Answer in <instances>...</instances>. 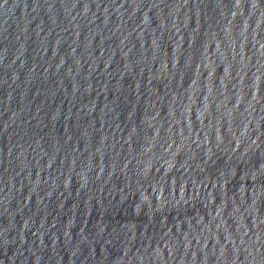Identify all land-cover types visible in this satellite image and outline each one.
<instances>
[{
	"label": "water",
	"instance_id": "obj_1",
	"mask_svg": "<svg viewBox=\"0 0 264 264\" xmlns=\"http://www.w3.org/2000/svg\"><path fill=\"white\" fill-rule=\"evenodd\" d=\"M0 264H264V0H0Z\"/></svg>",
	"mask_w": 264,
	"mask_h": 264
}]
</instances>
